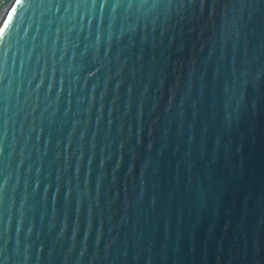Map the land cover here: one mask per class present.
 <instances>
[{
  "label": "water",
  "instance_id": "1",
  "mask_svg": "<svg viewBox=\"0 0 264 264\" xmlns=\"http://www.w3.org/2000/svg\"><path fill=\"white\" fill-rule=\"evenodd\" d=\"M0 28V264H264V0H4Z\"/></svg>",
  "mask_w": 264,
  "mask_h": 264
},
{
  "label": "snow or ice",
  "instance_id": "2",
  "mask_svg": "<svg viewBox=\"0 0 264 264\" xmlns=\"http://www.w3.org/2000/svg\"><path fill=\"white\" fill-rule=\"evenodd\" d=\"M3 31H4V29H3V28H0V34H2V33H3Z\"/></svg>",
  "mask_w": 264,
  "mask_h": 264
},
{
  "label": "rangeland",
  "instance_id": "3",
  "mask_svg": "<svg viewBox=\"0 0 264 264\" xmlns=\"http://www.w3.org/2000/svg\"><path fill=\"white\" fill-rule=\"evenodd\" d=\"M3 1H4V0H0V7H1V5H2ZM6 1H8V0H6Z\"/></svg>",
  "mask_w": 264,
  "mask_h": 264
},
{
  "label": "bare ground",
  "instance_id": "4",
  "mask_svg": "<svg viewBox=\"0 0 264 264\" xmlns=\"http://www.w3.org/2000/svg\"><path fill=\"white\" fill-rule=\"evenodd\" d=\"M9 1V0H8ZM1 16H2V14H1Z\"/></svg>",
  "mask_w": 264,
  "mask_h": 264
}]
</instances>
